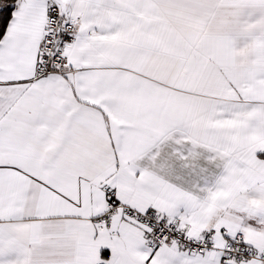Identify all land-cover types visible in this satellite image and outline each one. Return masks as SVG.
<instances>
[{
  "label": "crops",
  "instance_id": "obj_1",
  "mask_svg": "<svg viewBox=\"0 0 264 264\" xmlns=\"http://www.w3.org/2000/svg\"><path fill=\"white\" fill-rule=\"evenodd\" d=\"M1 4V3H0ZM76 20L36 75L50 7ZM206 254L147 245L107 194ZM264 249V0H13L0 34V264L222 261Z\"/></svg>",
  "mask_w": 264,
  "mask_h": 264
},
{
  "label": "built area",
  "instance_id": "obj_2",
  "mask_svg": "<svg viewBox=\"0 0 264 264\" xmlns=\"http://www.w3.org/2000/svg\"><path fill=\"white\" fill-rule=\"evenodd\" d=\"M76 20L66 18L56 5L50 7L46 18L45 31L41 39L38 55L36 75L44 76L49 73L58 72L65 61L68 48L74 41ZM107 194L106 209L95 222L104 230H108L110 218L113 212L119 207L123 214L132 219L138 220L147 228V245L155 248L159 245L172 246L185 251L188 254H206L215 250L208 238L201 240L186 237L183 232L158 211L151 209L140 213L133 208L119 205L115 202L113 193ZM222 261L238 262L245 259L258 260L264 264V249L256 250L246 245L242 235L229 239L220 250Z\"/></svg>",
  "mask_w": 264,
  "mask_h": 264
},
{
  "label": "trees",
  "instance_id": "obj_3",
  "mask_svg": "<svg viewBox=\"0 0 264 264\" xmlns=\"http://www.w3.org/2000/svg\"><path fill=\"white\" fill-rule=\"evenodd\" d=\"M12 2L13 0H0V34L3 32L5 23L10 16Z\"/></svg>",
  "mask_w": 264,
  "mask_h": 264
}]
</instances>
